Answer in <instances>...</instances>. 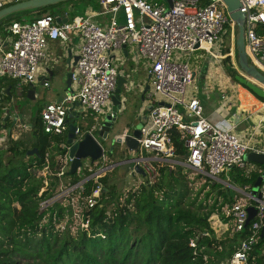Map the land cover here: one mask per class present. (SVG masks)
<instances>
[{"label": "built area", "instance_id": "built-area-1", "mask_svg": "<svg viewBox=\"0 0 264 264\" xmlns=\"http://www.w3.org/2000/svg\"><path fill=\"white\" fill-rule=\"evenodd\" d=\"M17 1L21 0H0V8ZM239 2V9L245 15L244 37L248 60L264 73V33L256 31L258 24L264 22V0ZM170 3L168 0H99L101 8L98 11L75 15L65 22H57L55 16L45 14L33 20H15L6 28L11 38L7 49L0 42V77L18 79V86L35 82L41 62L47 56L48 40H68L73 32L81 36L78 59L71 73L73 91L56 102L46 103L40 111L44 131L65 135L66 140L70 123H74L76 128L72 143L81 141L86 133L96 138L95 133L101 129L104 120L99 116L112 114L110 108L107 112L105 108L111 103L118 74L122 73L113 65L116 51L132 44L134 53L148 63L149 89L145 97L152 102L148 104L145 122L139 127V136L131 130L116 133L112 138V144L123 146L122 153H125L126 136L134 137L138 142L137 155L110 164L99 162L96 169H87L90 174L72 183L65 175L73 159L69 152L71 144L61 143L65 152L57 155V160L61 162L60 169L55 172L57 191L54 197L41 203L42 209L54 201L64 200L71 208V214L66 218L86 228L88 219L85 218V211L96 204L103 191H107L100 177L124 163L130 162L132 167L129 172L135 174L133 166L138 164L145 170V178L149 182L157 177L154 163L164 161L185 165L221 181L219 176L228 170L229 165L251 170L247 166L246 153H264L251 138L241 139L233 127H225L206 118L198 97L186 98V87L195 79L197 72L188 59L195 51H202L204 56H200L208 65L206 73L212 68L213 74L221 81V106L231 105L236 87L230 85L231 76L225 70L223 59L230 55L235 68H238L235 51L237 26L226 4L223 0H209L206 5L200 4V0H170ZM100 15H108L106 22L94 20ZM227 27L230 28L231 46L229 52L223 54ZM184 56L188 58L186 61L182 59ZM2 96L3 90L0 89V99ZM79 117L91 118L92 123L89 120L84 126L76 124L75 120ZM174 127L185 132L184 145L188 155L183 160L172 158L174 147L169 130ZM97 141L102 147V154L96 160L104 161L108 149L105 150ZM141 151L147 155L141 154ZM36 173L45 178L52 173L48 152L44 166ZM89 180L94 182L93 191L91 195H85V184ZM44 182L48 184L47 179ZM138 186L131 185L121 190L119 202H124L128 190H135ZM233 188L246 196L236 200L227 211V215L232 216L233 230H244L248 224L249 206L256 207V212L248 235L239 242L232 255L219 264H247L264 227V175L258 190L260 197L253 195L247 185ZM61 192L64 195H60ZM190 245L194 247L195 241L190 240Z\"/></svg>", "mask_w": 264, "mask_h": 264}, {"label": "trees", "instance_id": "trees-1", "mask_svg": "<svg viewBox=\"0 0 264 264\" xmlns=\"http://www.w3.org/2000/svg\"><path fill=\"white\" fill-rule=\"evenodd\" d=\"M74 1L9 15L0 20V42L10 35L6 28L15 20H33L45 14L56 17L72 12L73 16L77 15ZM83 1L93 7L97 2ZM208 2L200 0L202 5ZM58 5L62 6L54 10ZM70 6L74 7L73 11ZM256 31L264 33V22L258 24ZM229 50L230 28L227 27L222 52L227 54ZM223 63L227 74L239 83L232 57L225 56ZM18 84V79L0 77V89L3 90L0 131H7L10 126L8 119L4 125L2 120L17 93ZM27 89L28 84L21 85L24 94ZM41 109L39 106L28 130L32 138L23 134L13 137L11 129L10 133H5L4 145L0 146V264H219L230 257L248 235L252 220L244 230L234 231L232 226L228 231L232 234L227 232L225 236H217L211 217L218 215L229 223L232 216L227 215V211L240 194H232L230 187L200 172H197L196 180L203 179L204 182L194 189L189 177L192 169L185 172L179 164L155 162L156 179L128 190L123 203L119 202L121 191L117 185L109 183V174L100 177L107 191H103L96 204L85 211L86 228L66 218L71 214V208L62 200L42 209L41 203L56 194L55 172L61 167L57 155L65 152L60 144L66 143V136L44 131ZM169 135L174 147L172 158L183 160L188 155L184 145L185 132L174 127L169 130ZM2 136L0 132V138ZM33 148L38 153L28 155L27 151ZM47 152L52 173L45 178L38 176L36 170L44 166ZM254 163L257 169L247 171L232 166L219 178L227 179L236 187L247 185L252 189L264 170V164ZM77 173L68 170L65 175L76 183L80 180ZM44 179L48 180L47 185ZM93 187V180L86 182L85 195H91ZM190 240L195 241L194 247ZM247 264H264V233L258 237Z\"/></svg>", "mask_w": 264, "mask_h": 264}, {"label": "rangeland", "instance_id": "rangeland-1", "mask_svg": "<svg viewBox=\"0 0 264 264\" xmlns=\"http://www.w3.org/2000/svg\"><path fill=\"white\" fill-rule=\"evenodd\" d=\"M157 1H163V0H157ZM97 2L95 1L94 3L95 5L94 11H98L101 8L99 4V0H97ZM73 4L75 6V10H74L75 14L77 15H87L88 14L86 12L88 10V5L85 1L75 0ZM60 6L62 5L55 6L53 9L56 10L60 8ZM72 14H73L72 12L69 13L70 19L73 16ZM101 18H103L105 22V19L108 18V15H102L100 18H95L94 20L99 22ZM230 46H231V43H230ZM134 51H135V48L132 44H128V55L127 56H125L124 53L120 50L116 51V58L113 60V65L118 70H121L122 75L127 79V82L125 83L123 87V91H122L123 92L122 106L119 110H116L115 107L110 103L105 108V112H107L108 109L110 108L111 111L116 110V113H117L116 119L113 123V127L109 130L107 137L103 139L98 135L97 132L95 133L96 138L101 142L105 150L109 149V147L112 145L114 147L113 151L110 155L106 153V158L104 159V161H99V160L92 161L89 157L83 158L82 166L79 168V171L77 173V175L79 176V179L84 178L86 175L90 174L87 172L88 168L96 169L99 165L98 164L99 162H103L104 164H110V163L119 161L121 159L127 158V156H129V153L127 150L125 151V153H122V149H124L123 146L119 145L118 143L112 144V138L114 134L116 133H121L124 131L131 132V130H134L136 128L139 129V127L141 126V122H139V120H137L136 118L135 109L137 106L142 104V102L144 101L146 102V104H150L152 102L147 97H145L144 100H141L140 94L137 93L138 87L144 88L145 84L149 83V79L147 77L148 63L142 57L136 55ZM200 55L204 56V52L195 51L194 53L190 55L189 59L187 58V56L182 57V59L185 61L188 59L190 64L195 66V64H197L198 62H201L202 61L201 59H203ZM203 62H205V60ZM202 67L204 68L203 74H200V76L197 75V77H195V79L187 85L186 98L190 96H196L198 98L204 99L205 98L204 89H206V90L211 91V95L213 98H217L221 101V93H220L221 81L217 79L218 76L216 74H213L212 68H210L209 72L206 73L208 69L206 63H204ZM239 71H240V68L238 67L237 72L239 73ZM231 82H232V85L236 84V88L237 86L238 87L241 86L240 83L235 82L232 78H231ZM52 84L54 85V83ZM53 85L51 87H44L41 83H39L36 88V96L34 99L27 98V94H24L23 92H21V87L18 86V89H17L18 91L13 96L14 99H17V104L15 105V108L18 106L24 105L23 106L24 108L23 111L25 112L24 118L26 120H29L30 122L32 117H34L36 114L37 107L42 106L46 101L51 100V93H52ZM161 98L165 99L164 97H161ZM263 98L264 97H261V99ZM204 106L205 108L208 107L207 102L204 104ZM224 107L228 108L229 106L227 104V106L225 105ZM146 109L147 107L145 108V110ZM206 112L208 111L205 109V113ZM103 117H105V114L99 116L101 120ZM90 119L91 118H88V117L85 119H83L82 117H79L78 119L75 120V123L84 126L85 121H89ZM28 130L29 129L27 128V126L18 127V128L16 127L15 130L13 131V137H17L20 134L21 135L23 134L27 137L32 138V135L29 133ZM0 132L3 135L0 138V146H2L4 145V141L6 138L5 133L8 131L3 129ZM141 154L147 155L146 152H142V151H141ZM162 163H168L172 166L175 165L173 161H164ZM182 166L185 172L189 171V168L187 166L185 165H182ZM197 172L198 171L194 169H192L189 172V177L191 180H193L192 186L194 187V189L202 186L204 182L203 179L196 180L197 174H198ZM108 174L110 176L109 181H111L112 183L114 182V184L117 185L120 191L123 189L129 188L131 185H140L142 182L147 181L145 177H143L141 174H138V173L133 175L131 172H127L122 177H120L118 175V169L111 171ZM219 182H221L225 187H230L232 194L237 192L233 188L234 186L227 179L221 180ZM239 194H240L239 199L241 197L246 198V196L243 195L242 193H239ZM60 195H64L63 192H61ZM201 196H203V194ZM62 202H64V200H62ZM211 218L213 219L212 225L215 228L217 236L219 237L225 236L227 235L228 231H231L232 226H233L232 220H230L229 223H225L218 215H213ZM228 233L232 234V232H228Z\"/></svg>", "mask_w": 264, "mask_h": 264}, {"label": "water", "instance_id": "water-1", "mask_svg": "<svg viewBox=\"0 0 264 264\" xmlns=\"http://www.w3.org/2000/svg\"><path fill=\"white\" fill-rule=\"evenodd\" d=\"M69 0H21L17 1L15 3H12L10 5L4 6L0 8V20L7 18L9 15L16 14L22 11H35L37 9L50 6V5H56L61 2H66ZM224 3L227 6V10L230 13V17L236 22L237 31L235 34V51H236V60H237V66L240 68L239 73L235 76L236 80L240 83L245 85L251 92H253L255 95L259 97H264V73L261 72L255 65L249 62L247 53L245 50V37H244V19L245 15L244 13L239 9L240 2L239 0H223ZM170 3V0H168ZM171 4V3H170ZM74 7L70 6V11H73ZM68 16L65 14L63 16H56L57 22L67 21ZM198 45H196L197 47ZM123 51L126 52V48H123ZM78 55H75L74 60L72 62V67L70 71L66 74V84L70 85L71 81V73L74 70V66L77 62ZM127 82V79L123 77L121 73L118 74L117 84L115 87V90L111 96V102L116 110H119L122 106L123 102V87L125 83ZM149 89V85L147 84L144 88L143 92H146ZM9 88L7 89V91ZM71 89L69 88V91ZM27 97L30 99L35 98V87H31L27 92ZM116 110H114L111 113H108L105 115L102 127L97 132L98 135L105 139L108 135L109 130L113 127V123L116 119ZM10 111L11 106L6 109V115L4 116L2 120V124H5V121L10 117ZM23 117L22 113L15 116V118L12 120V123L8 127L7 131L8 133L11 132V129L16 126L18 123H23ZM29 127V126H28ZM75 124L70 123L69 127V133L67 134V140L66 142L68 144H71L70 147V156L73 157L71 166H70V173H75L77 169L82 164V159L89 157L92 161L98 159L102 154V147L97 141V139L90 133H86L84 138L79 141L72 143L75 130ZM135 136H139V129H134L133 131ZM125 143L127 146V150L129 153L128 159L133 158L137 155L138 150V142L137 140L128 135L126 136ZM113 151V146L111 145L109 149L107 150V153L110 155ZM37 154V149L33 148L27 151L28 155ZM245 159L247 160H253L258 163L264 164V153H257L254 151L248 152L245 155ZM132 165L130 162L124 163L118 167L119 175H124L125 173L129 172ZM232 165L228 166V169H230ZM134 170L141 174L143 177H146L147 174L143 168H141L138 164L133 166ZM132 174H135L131 171ZM264 172L259 175L255 181V183L252 186V194L256 195L257 197H260L259 193V186L261 184L262 178H263ZM248 220L247 223L253 218L256 212V207L249 206L248 207ZM264 233V227L261 230V235Z\"/></svg>", "mask_w": 264, "mask_h": 264}, {"label": "crops", "instance_id": "crops-1", "mask_svg": "<svg viewBox=\"0 0 264 264\" xmlns=\"http://www.w3.org/2000/svg\"><path fill=\"white\" fill-rule=\"evenodd\" d=\"M94 10L95 8L93 6L88 5V10L86 12L89 14ZM66 15L68 16V18H70L69 14L66 13ZM101 16L102 15L95 16L94 19L100 18ZM99 22H104L103 18H101ZM10 38H11V34L7 37L6 40L1 39V46L3 48L5 49L9 48ZM81 44H82L81 36L76 32L70 34V38L68 40H63V39L48 40V45L46 49L47 56L41 62L35 82L31 84L29 83L27 89L28 92V90L31 87H35V96H36V88L39 83H41L44 87H51L53 85L52 83H54L51 93V100L46 101L42 105V108L46 103L56 102L60 100L63 96H65L68 92L73 91L72 81H70L69 87L66 84V74L68 71H70L74 57L75 55H78ZM125 48H126V52H124L123 49L121 51L124 53L125 56H127L128 47ZM201 60H202L201 62H198L194 66V69H197L196 77L197 75L200 76V74H203L204 72V68L202 67V65H204L206 61L203 62L204 60L203 59ZM147 84L149 85V83ZM147 84H145V86ZM234 86L236 87V84ZM69 88L71 89L70 91ZM144 88L141 87L137 88V93L140 94L141 100L145 99L146 92H143ZM204 94H205V98L204 99L199 98V99L203 105V113L206 118H208L210 121L214 123H220L222 126L233 127V131L237 133L241 139L246 140L251 138L253 143H255L260 149L264 150L263 100L259 99L257 95L249 91V89L243 88L241 86L240 87L237 86L236 92L232 96L233 100L231 102V105L228 108H225L221 106V102L219 99L212 97L211 91L204 89ZM206 102L208 105L207 108H205L204 106ZM146 107H148V104H146V102L144 101L135 109L136 118L137 120H139V122H141V124L145 122L147 118L146 116L147 109L145 110ZM205 109L208 112L205 113ZM23 121L26 123L27 128L30 129L32 119L29 122V120H26L24 118ZM85 123L87 124L88 121H86ZM246 162H247V166H249L251 170L258 168L257 164L254 163L256 161L247 159ZM119 176L122 177V175Z\"/></svg>", "mask_w": 264, "mask_h": 264}, {"label": "flooded vegetation", "instance_id": "flooded-vegetation-1", "mask_svg": "<svg viewBox=\"0 0 264 264\" xmlns=\"http://www.w3.org/2000/svg\"><path fill=\"white\" fill-rule=\"evenodd\" d=\"M17 104V99H12V101H11V103H10V106H11V111H10V117L8 118V120L10 121V124L12 123V120L15 118V116L16 115H18V114H20V113H22V117H23V115H24V112H23V106H18V107H16L15 108V105ZM9 106V107H10ZM37 110H38V107H37ZM37 110H36V112H37ZM35 116H36V114H35ZM35 116L34 117H32V122L35 120ZM24 119V118H23ZM24 126H26V123L23 121V123L22 124H17L16 126H14L12 129H13V131L15 130V128L17 127H24Z\"/></svg>", "mask_w": 264, "mask_h": 264}]
</instances>
